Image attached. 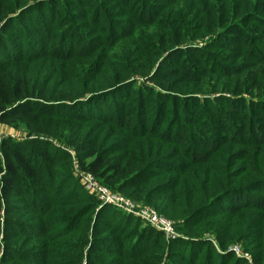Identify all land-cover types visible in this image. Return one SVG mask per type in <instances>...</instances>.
Instances as JSON below:
<instances>
[{"label":"trees","instance_id":"1","mask_svg":"<svg viewBox=\"0 0 264 264\" xmlns=\"http://www.w3.org/2000/svg\"><path fill=\"white\" fill-rule=\"evenodd\" d=\"M57 1L0 0V126L24 133L0 137L1 263L167 264L203 251L210 264L221 261L199 238L201 224L235 218V226L211 225L225 250L250 224L237 217L262 203L250 193L264 195V52L255 57L250 47L254 41L264 51V0H138L134 26L65 46L72 65H83L54 86L53 77L15 67L30 60L20 58L9 34L25 22L44 32L60 10ZM127 1L114 2L121 17ZM71 16H63L68 27ZM206 37L200 47L190 44ZM175 125L195 152L185 164L170 153ZM208 128L211 145L203 152L193 141L205 144ZM74 165L169 221L173 237L99 202L73 176ZM44 227L55 233L43 245L24 242ZM52 238L58 243L50 246ZM263 253L264 245L252 262L263 264Z\"/></svg>","mask_w":264,"mask_h":264},{"label":"rangeland","instance_id":"2","mask_svg":"<svg viewBox=\"0 0 264 264\" xmlns=\"http://www.w3.org/2000/svg\"><path fill=\"white\" fill-rule=\"evenodd\" d=\"M45 2L47 0H44ZM97 2H101V5H99V9L95 10L92 6V3H87L86 0H58L55 5L57 9L55 10V18L54 21L50 22V24L46 25V30L43 32L41 29V26L38 22L35 23H24L19 28L20 33L18 30L12 31L10 35L11 42H14L19 50L21 51V57L25 58L26 55H29L30 62L26 63L24 66H19V64H23L22 62H19L17 66L15 67H26L29 69L33 74L36 72H41L39 77L42 79H51L53 77V85L58 86L60 83L64 80L71 79L69 77V73L72 71V69L77 66L80 67L83 65V63H78L77 65H72V62L70 61L73 59V57H70L72 54L71 51L67 52L69 54H66V48L65 46L68 44L74 48L77 47L81 39H90L97 36H101L102 39L107 40L108 37H113L115 34L114 31H118V29H122L125 27L126 23L127 26H134L135 24L131 20L132 18L140 19V17H136L135 11L137 10V6L140 4L138 0H128L127 3H129L128 6H126L124 9L127 13L124 17L119 16V13H121V8H118L114 2H119L120 0H96ZM149 4L152 5H159L157 4V1L160 0H146ZM119 9V10H118ZM155 10V9H154ZM36 11V10H35ZM46 12L47 10L44 9ZM61 11V12H60ZM41 12L43 10H38V15H42ZM146 12V17H147ZM63 14V15H62ZM72 14V16H71ZM34 15V14H33ZM71 16V21L69 22V27L65 25L63 16ZM141 20V19H140ZM37 21L38 18H37ZM251 26L257 27L255 24L251 23ZM92 33V34H91ZM191 35V33H190ZM65 40H62L65 38ZM115 37V36H114ZM62 41V46H57V43ZM210 41V37H206L199 41H191L190 44L202 46V44L207 43ZM249 43V42H247ZM250 47L253 49V53L255 57H258V55H263L262 47L258 45L256 42L252 41ZM51 48V50L49 49ZM63 48V49H60ZM28 50L29 53L26 52L24 54V51ZM17 55V54H16ZM14 55V60L16 61L17 58ZM73 55V54H72ZM70 57V58H69ZM70 59V60H69ZM13 60V61H14ZM1 61V59H0ZM18 63V60L15 62ZM14 65V64H13ZM14 67V66H13ZM57 90V89H56ZM100 109V106L97 107V110ZM209 114L207 113V116ZM106 117V115H103ZM208 118V117H207ZM209 119V118H208ZM208 119L201 120L200 123H203L206 125V127H209V123L207 122ZM161 124L158 126V129L160 131L163 129L164 134V127L166 126V122L161 120ZM169 125V124H168ZM229 124L224 125L223 131L225 133H229L227 131V128ZM171 126V125H170ZM190 129V128H189ZM178 126H172L170 128V132L168 137L171 138L173 132H176L175 141L176 144L171 147V152L174 153V162L179 164H185L188 161L187 154L191 150L190 147H186V145L182 144V139L178 135ZM184 130V129H183ZM187 131L188 128H185ZM0 132L2 135L5 136H12V137H20V135H24L21 131H16L14 129H8L5 127L0 126ZM210 132V134H209ZM128 133V130L125 132ZM206 138L208 142L204 141V143L196 144V142L193 141V145L196 148H204L201 151L205 152L207 148L211 145L210 135L211 130L208 128L204 131ZM168 132L165 133L167 135ZM118 137L120 139L128 140V137L120 131L118 134ZM160 137L159 135L153 136V138ZM202 146V147H201ZM165 147V146H163ZM187 148V149H186ZM192 153H195L194 150H191ZM176 175V174H174ZM177 176V175H176ZM174 176H172L173 178ZM250 195H253L254 197L261 200V204L258 203H250L251 206H253L254 210H249L251 212H246L242 214V216L237 217L239 221H243L244 218L247 220H250V224L245 225L243 228L239 238L230 245L225 250H220L218 246L216 245L213 232L211 230L212 224H219L220 222L224 224H229L232 226H235L237 223L235 222V218L232 216H228L227 214H224L221 218L218 217V219H223V221L220 220L219 223H217V220H209L207 222H203L200 229L199 238L204 239L206 241H210L215 249V253L222 256V260L220 259L216 260L215 262H212L211 264H254L252 262V254L254 255L256 251H260V249L264 245V195L253 192L250 193ZM246 197L244 195L238 196V201H244ZM235 204V203H234ZM139 207V206H136ZM145 207V206H142ZM149 208V207H147ZM254 211V212H253ZM246 214V216H245ZM244 215V216H243ZM39 220H34L32 223L39 224ZM241 224V223H240ZM239 224V225H240ZM231 226V227H232ZM238 227V226H237ZM36 234L33 235V237H30L29 239L24 240L25 243L29 245L37 244V245H43L44 241L51 237L55 232L54 230H49L47 227H44V232H35ZM173 234L175 232L172 230V235H169L168 237H173ZM165 236V235H164ZM24 237H20V240L23 241ZM50 241L48 244L54 245L58 242L55 240V238L49 239ZM41 247V246H40ZM232 255L231 257L228 255ZM261 258L263 259L264 264V253L261 255ZM241 261L238 262L237 261ZM211 258L209 259L207 255L205 256L204 251L201 252L200 255L197 257L193 255L190 259L185 260L183 262H179V260L175 261V263H167V264H210ZM166 263V262H165ZM0 264H20V262L10 261L8 263H1L0 258Z\"/></svg>","mask_w":264,"mask_h":264},{"label":"built area","instance_id":"3","mask_svg":"<svg viewBox=\"0 0 264 264\" xmlns=\"http://www.w3.org/2000/svg\"><path fill=\"white\" fill-rule=\"evenodd\" d=\"M4 136L5 135H2L0 132V137ZM73 176L79 180L83 189L87 193L93 194L99 202L133 215L156 231L163 233L165 237L172 235L173 229L171 223L158 216L152 209L147 207H136L130 201L112 194L107 188L101 186L90 174L78 171L75 165L73 167Z\"/></svg>","mask_w":264,"mask_h":264}]
</instances>
